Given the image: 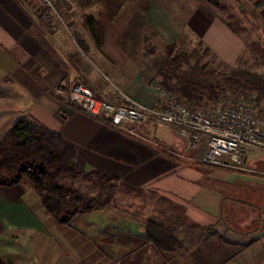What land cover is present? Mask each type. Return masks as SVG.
<instances>
[{"label": "crops", "instance_id": "crops-1", "mask_svg": "<svg viewBox=\"0 0 264 264\" xmlns=\"http://www.w3.org/2000/svg\"><path fill=\"white\" fill-rule=\"evenodd\" d=\"M54 2L62 17L55 28L42 16L39 0H0V140L26 116L59 134L80 169L116 179L112 197H122L125 205L111 201L61 225L27 183L0 186L2 261L12 243L26 264L40 262L39 228L55 237L44 245L48 264H264V153L248 152L243 169L205 165L197 160L204 146L186 150L172 125L148 123L130 134L57 94L59 82L79 81L97 95L116 86L156 106L161 89L155 72L143 63L148 60L138 57L140 50L124 47L111 32L124 0H98L90 10L103 31V51L79 8L70 0ZM137 196L149 205L139 201L137 206ZM150 218L173 229L186 250L162 251L150 242ZM73 243L80 248L76 255L70 252Z\"/></svg>", "mask_w": 264, "mask_h": 264}, {"label": "trees", "instance_id": "trees-1", "mask_svg": "<svg viewBox=\"0 0 264 264\" xmlns=\"http://www.w3.org/2000/svg\"><path fill=\"white\" fill-rule=\"evenodd\" d=\"M70 1L83 12L87 30L103 51V31L88 11L98 0ZM167 53L155 73L159 86L191 108L214 107L236 96L247 98L253 90L264 100V72H249L240 66L215 71L193 62L174 46H168ZM80 179L88 182V190L80 188ZM21 182L36 191L44 210L61 225L69 224L77 214L104 208L118 189L116 179L80 169L75 152L59 134L42 129L26 116L17 119L0 140V186ZM173 232L153 218L146 222L147 238L158 249L186 250Z\"/></svg>", "mask_w": 264, "mask_h": 264}, {"label": "rangeland", "instance_id": "rangeland-1", "mask_svg": "<svg viewBox=\"0 0 264 264\" xmlns=\"http://www.w3.org/2000/svg\"><path fill=\"white\" fill-rule=\"evenodd\" d=\"M113 21L111 32L116 34L124 47L134 49L133 52L138 48V57L143 61L148 60L143 63L152 72L156 73L167 57L168 46L187 53L193 62L205 69L227 72L232 66H240L249 72H264V0H124ZM223 31L227 33L223 35ZM148 50L152 53L146 54ZM253 91L264 104L259 91ZM79 183L80 185L76 184L80 188L89 189L86 180L80 179ZM127 193L134 195L128 191ZM115 199L112 197L108 204L117 203L121 207L125 205L122 197ZM139 199L138 196L133 198L137 200V206L139 201L143 202ZM143 203L146 204L145 207L149 205L146 201ZM106 215L105 213L104 216ZM40 221L49 223L48 218L44 219L43 216H40ZM78 222L80 223L77 221L74 225ZM85 228H88L87 225ZM88 233L92 234L85 232L86 235ZM54 238L52 235L46 237L44 230L38 228L37 241L43 244V248L38 251L40 262L37 264H48L51 257L49 252H45L44 245ZM5 243L8 242H4V245ZM72 245L70 252L76 255L80 248L74 243ZM4 254L8 259L2 261L0 258V264H26L21 250L12 243ZM12 258L14 263L9 260Z\"/></svg>", "mask_w": 264, "mask_h": 264}, {"label": "built area", "instance_id": "built-area-1", "mask_svg": "<svg viewBox=\"0 0 264 264\" xmlns=\"http://www.w3.org/2000/svg\"><path fill=\"white\" fill-rule=\"evenodd\" d=\"M39 3L42 16L53 28L62 23L54 0ZM160 89L156 106L144 105L116 86L97 95L83 82H59L55 92L86 114L130 134L148 123L172 125L186 150L204 146L197 160L205 165L243 169L248 152L264 153V104L257 94L229 98L214 107L191 108L175 94Z\"/></svg>", "mask_w": 264, "mask_h": 264}]
</instances>
